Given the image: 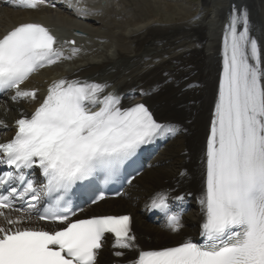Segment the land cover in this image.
Returning a JSON list of instances; mask_svg holds the SVG:
<instances>
[{"label":"snow or ice","instance_id":"obj_1","mask_svg":"<svg viewBox=\"0 0 264 264\" xmlns=\"http://www.w3.org/2000/svg\"><path fill=\"white\" fill-rule=\"evenodd\" d=\"M4 2L37 9L45 0ZM253 33L248 8L233 5L223 26L222 72L201 158L202 242L187 238L143 250L131 215L72 218L69 194L75 186L92 191L99 174L107 182L142 145L182 129L158 120L146 102L124 106L107 82L63 77L0 142V264H99L109 234L113 264H264V45ZM56 45L50 29L36 22L19 23L0 36V92L14 90V102L37 100V89L21 85L40 69L72 58ZM191 195L162 189L145 210L164 213V226L179 233ZM103 199L100 194L92 203Z\"/></svg>","mask_w":264,"mask_h":264},{"label":"bare ground","instance_id":"obj_2","mask_svg":"<svg viewBox=\"0 0 264 264\" xmlns=\"http://www.w3.org/2000/svg\"><path fill=\"white\" fill-rule=\"evenodd\" d=\"M89 1L91 3L88 0H78L77 3L76 0L70 3L62 0L61 3L57 0L59 5H67L68 9L54 7L57 5L55 2L53 6L51 2H44L37 9L11 5L5 9L0 2V36L22 22L46 23L56 34L59 28L64 29L60 34L67 41L61 48L65 56L72 57L65 64L67 68L47 66L21 85L25 90L40 89L37 100L14 102L11 100L14 90L0 100V122L7 124V127L0 124V142L10 139L15 131V120L21 113L31 114L43 100L49 84L59 78L107 82L111 86L108 91L119 94L123 105L146 102L158 120L181 127L182 131L178 133L185 140L182 160L176 170L171 168L170 175L160 174L164 165L157 164L163 155L165 157L169 149L165 145L172 136L161 138L158 150L163 155L150 161L146 175L143 172L129 183L127 196L102 201L95 208L102 213L131 215L140 249L179 243L186 237L194 236L202 222L200 206L194 201L202 191L201 158L218 93L219 52L224 23L233 5L247 7L254 27L253 34L264 45V0H201L198 20L186 17L179 7L165 2L163 7L166 11L176 13L172 17H160L157 12L162 7L160 0ZM82 5L92 13L82 10ZM52 9H58L56 14L50 13ZM97 24L102 26L96 29ZM71 29L82 31L91 38L97 37L96 50L91 51L90 48L88 52H83L85 43L77 40L75 46L79 44L81 51L75 54L66 51L73 47L72 43H67L68 40L75 39ZM111 42L114 43L113 51H110ZM193 87L199 89L195 91L191 89ZM142 91L149 95H142ZM182 171L186 172L183 178L179 175ZM133 183L138 189H131ZM165 187L192 193V201H186L196 213L188 218L183 215L184 227L179 233L168 231L161 223H149L141 213L146 201ZM115 259L111 255V247L106 246L99 256V264H111Z\"/></svg>","mask_w":264,"mask_h":264},{"label":"rangeland","instance_id":"obj_3","mask_svg":"<svg viewBox=\"0 0 264 264\" xmlns=\"http://www.w3.org/2000/svg\"><path fill=\"white\" fill-rule=\"evenodd\" d=\"M162 2V7H160V10L158 9V14L160 15V17H172L176 11L173 13L171 12H167L166 9L163 7L164 6V2L165 3H169V4H172V5H175L177 8L179 7L180 9V12H184V15L186 17H189V18H194L198 15L199 11H200V6H201V0H160ZM2 7V6H1ZM0 7V10L2 8H5V9H9V8H6V7ZM11 9V8H10ZM56 11H58V9H52L50 11V13L52 15L56 14ZM187 11V12H186ZM186 13V14H185ZM188 15V16H187ZM185 19V17H184ZM171 23V22H169ZM102 25H95V28L99 29ZM78 29V28H77ZM68 31V29H66ZM104 29L102 28L101 31H103ZM82 32V31H81ZM88 35V34H87ZM88 37V40H89V44L87 46L83 45L84 48H87V51L88 49L91 48V51L92 50H96L97 48V44H98V41H97V37H94V38H91L89 37V35L87 36ZM108 41V40H107ZM96 43V44H95ZM107 43V42H106ZM111 49L110 51H113L114 50V43L111 42ZM90 53V52H89ZM91 54H89L90 56ZM68 60V59H67ZM67 63V61H65V64ZM65 64L61 65V64H57V65H60V66H65ZM55 65V66H57ZM68 66V65H67ZM67 66H65L67 68ZM168 68V67H167ZM41 73L38 72L37 74ZM59 73V72H58ZM192 90L195 89V91L199 88H191ZM40 91V89H39ZM38 91V92H39ZM191 93H193L191 91ZM6 101V100H5ZM182 134L181 133H178L176 134L175 137H173L170 141V143L168 142V144H166L165 146H168V150H166V155L164 157L162 151L157 155V157L153 158L154 159H160L161 155H163L161 158L162 160L158 162L157 165H159L160 163L161 164V167L164 165V167L161 169V175H164V176H168L170 175L172 172H170L172 169L171 168H175L176 170V166L181 162L182 160V153H183V147H184V144H185V140L183 139V137L181 136ZM167 159V160H166ZM169 163L170 166H169ZM168 165V166H167ZM172 165V166H171ZM167 171V172H166ZM148 172V170L145 172L144 175H146V173ZM167 174V175H166ZM131 189H138V186L137 184L133 185V187ZM194 209H191L189 211V213L187 214V216H185V218L187 217H192L193 216V213H194ZM145 220V219H144ZM182 222H183V219H182Z\"/></svg>","mask_w":264,"mask_h":264}]
</instances>
